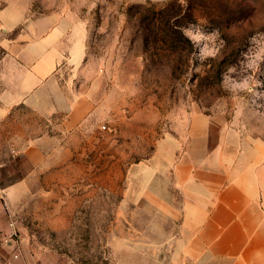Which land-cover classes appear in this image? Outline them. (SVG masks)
I'll return each mask as SVG.
<instances>
[{
    "label": "rangeland",
    "instance_id": "rangeland-1",
    "mask_svg": "<svg viewBox=\"0 0 264 264\" xmlns=\"http://www.w3.org/2000/svg\"><path fill=\"white\" fill-rule=\"evenodd\" d=\"M50 36L59 85L93 83L97 106L73 132L24 107L9 119L60 139L28 179L0 174V232H14L0 247L17 261L120 264L111 243L154 214L135 204L182 203L196 170L246 181L264 204V0H0V55ZM154 216L165 233L180 219Z\"/></svg>",
    "mask_w": 264,
    "mask_h": 264
},
{
    "label": "crops",
    "instance_id": "crops-1",
    "mask_svg": "<svg viewBox=\"0 0 264 264\" xmlns=\"http://www.w3.org/2000/svg\"><path fill=\"white\" fill-rule=\"evenodd\" d=\"M56 43V36L14 43L0 55V174L6 173L8 179H16V172L23 173L19 180L28 179L60 147L58 133L32 136L15 130L9 119L17 107L34 110L46 122L55 119L60 130L72 132L95 114L97 105L89 93L95 89L93 83L89 92L74 95L59 85L53 74L62 57L53 48ZM83 54L79 49L78 61ZM194 176H185L183 202L178 205L174 199L168 205L135 204L138 212H178L180 219L166 233L161 231L166 228L164 221L154 214L150 221L137 220L135 233L127 230L111 243L120 264H264V204L257 189L246 188V181L240 179L226 183L221 176L206 178L198 170ZM4 228L0 236L6 244L14 232ZM4 250L9 252L6 264H21L15 250L1 246L0 253Z\"/></svg>",
    "mask_w": 264,
    "mask_h": 264
},
{
    "label": "built area",
    "instance_id": "built-area-1",
    "mask_svg": "<svg viewBox=\"0 0 264 264\" xmlns=\"http://www.w3.org/2000/svg\"><path fill=\"white\" fill-rule=\"evenodd\" d=\"M2 191V186H1V177H0V193Z\"/></svg>",
    "mask_w": 264,
    "mask_h": 264
}]
</instances>
